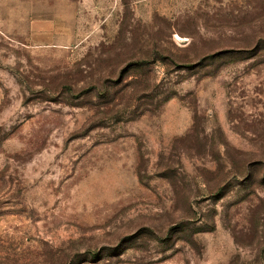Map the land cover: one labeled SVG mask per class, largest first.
<instances>
[{"label": "rangeland", "instance_id": "1", "mask_svg": "<svg viewBox=\"0 0 264 264\" xmlns=\"http://www.w3.org/2000/svg\"><path fill=\"white\" fill-rule=\"evenodd\" d=\"M0 264H264V0H0Z\"/></svg>", "mask_w": 264, "mask_h": 264}]
</instances>
